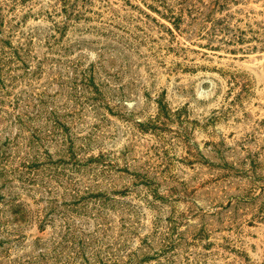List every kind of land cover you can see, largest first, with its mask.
<instances>
[{"label":"rangeland","instance_id":"1","mask_svg":"<svg viewBox=\"0 0 264 264\" xmlns=\"http://www.w3.org/2000/svg\"><path fill=\"white\" fill-rule=\"evenodd\" d=\"M0 264H264V0H0Z\"/></svg>","mask_w":264,"mask_h":264}]
</instances>
